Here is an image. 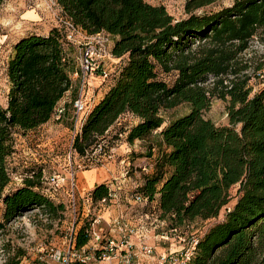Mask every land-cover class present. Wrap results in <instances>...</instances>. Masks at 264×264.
<instances>
[{"label": "trees", "instance_id": "16d2710c", "mask_svg": "<svg viewBox=\"0 0 264 264\" xmlns=\"http://www.w3.org/2000/svg\"><path fill=\"white\" fill-rule=\"evenodd\" d=\"M218 1L188 0L187 17L176 20L147 0H57L84 32L108 34L112 55L124 61L87 113L72 151L85 159L126 132L125 144L140 141L147 153L138 165L132 151L120 161L128 159L131 170L139 172L144 164L151 168L141 173L144 181L134 191L146 199L136 205L138 216L165 222L161 233L177 229L187 240L195 237L192 264H264V83L254 92L241 60L255 38H264V0H235L217 12H202ZM77 57L61 27L29 33L14 44L7 105L0 106V194L12 182L8 161L15 153V131L26 134L50 122L67 95L60 121L70 122L73 130V104L80 93V80L73 78L79 72ZM214 98L226 104L227 125L205 118ZM183 105L189 106L186 114L165 117ZM125 114L138 124L126 130L127 121H120ZM82 164L84 170L100 167ZM44 179L41 170L30 171L20 187L1 197L0 233L33 210L51 221L65 220V204L46 193ZM110 188L102 183L89 192L91 208L113 204ZM212 220L207 229L191 231L194 223ZM93 222H82L77 249L90 243ZM16 252L4 264H21L24 252Z\"/></svg>", "mask_w": 264, "mask_h": 264}, {"label": "rangeland", "instance_id": "374dc122", "mask_svg": "<svg viewBox=\"0 0 264 264\" xmlns=\"http://www.w3.org/2000/svg\"><path fill=\"white\" fill-rule=\"evenodd\" d=\"M187 1L188 0H147L151 5L164 6L167 12L176 20L187 17L185 12ZM234 1L235 0H219L215 4L203 9L202 12H217L232 5ZM62 13L60 7L52 6L51 0L4 1V4L0 8V106L5 107L7 105V96L10 87L7 77V64L12 54L14 44L29 33L46 34L52 28L61 27L58 17L62 16ZM110 48L112 49V47ZM241 60L248 66L247 71L243 72L242 75L248 76L250 78L249 85L253 88L254 92L258 91L264 82V38H255L250 43L249 49L241 56ZM121 65L122 61L118 62L114 56L107 59L106 66L112 74L117 72ZM188 111L189 106L183 105L175 110L167 112L165 117L177 118L186 114ZM205 118L212 120L217 126L227 125L229 121L225 102L218 98H214L210 110L205 113ZM69 124L70 122L56 121L53 118L47 125L26 134L21 131H15V153L8 161L12 182L5 189L3 194H0V221H2L4 213V205L1 197L20 187L23 184L22 179H24L27 173L41 170L45 179H49L55 172H70L71 167L76 170L77 166L82 164L83 161L87 162L71 151L73 130L70 128ZM119 145L125 146V141H120ZM135 145L136 147H134V149L136 151L132 149V157L134 158L132 163L136 162V165H138L137 163L139 159H141V155H145L147 150L143 144L136 143ZM126 146L128 145L126 144ZM127 149L128 147H125L126 151ZM127 152H125V154ZM115 160L119 164L117 158H115ZM114 162L106 163L101 167V171L103 173L107 172L106 169L108 166L114 164ZM121 175L122 177H119L116 182L119 183V181H123L125 178L129 179V177H131L132 180H138L136 175L142 176L141 172L134 167L127 176H124L122 173ZM120 186L122 185L120 184L117 187L119 188ZM236 192L237 188L233 189L232 195L235 196ZM71 194L70 186H64L57 195L53 197L55 202L65 203L67 208L65 220L62 222L51 221L42 211L33 210L8 224L5 231L0 233V264H4L7 259L13 257L15 253H17L16 251L20 250L24 252L21 264H40V262H44V264H59L49 255L52 249L54 251H65L67 249L68 243L66 241V236L69 233L72 221V214L70 211ZM120 203L123 209H126V207L130 209L125 200L123 201V199H120ZM134 210L137 211V207H135ZM97 212V209L94 208V210L90 212L88 218L82 217L83 224L86 222H93ZM133 213L136 214V212ZM222 214H224V212H222ZM215 222L216 220L204 223L196 222L192 225L191 231L194 233L203 231ZM133 227L138 230L140 225L135 223ZM94 229H96V227H94ZM137 233L139 236L141 229H139ZM148 234L149 232L147 235ZM149 235L151 240L148 239L147 242L152 244L155 251H158V253L179 251L187 245L186 238V242L178 236L169 237V240L156 239L154 238L153 231ZM141 240L142 238H140V241Z\"/></svg>", "mask_w": 264, "mask_h": 264}, {"label": "built area", "instance_id": "2783aa9c", "mask_svg": "<svg viewBox=\"0 0 264 264\" xmlns=\"http://www.w3.org/2000/svg\"><path fill=\"white\" fill-rule=\"evenodd\" d=\"M52 6H58L57 0H51ZM62 10V9H61ZM63 12V11H62ZM61 28L66 32V38L69 42L75 45L78 51L77 63L79 72L74 74V79L80 80V93L78 98L74 101V128H73V140L76 137L78 131L81 130L83 123L86 119L87 113L90 108L88 102L86 101V91L85 88L88 86V82L91 79L99 78L103 83L110 82L113 78L111 71L107 69V59L112 57L111 52V38L105 32H99L94 35H89L84 32L81 28L77 27L71 19H69L65 14L58 17ZM264 83V82H263ZM64 113V108L59 107L57 109L54 119L60 121ZM128 122L126 130L130 129L132 124ZM126 132L119 135V140L116 141L110 147L108 145H99L95 151L88 155L85 160L88 163L100 165L103 167L106 163H112L115 161L116 149L120 141H125ZM72 151V146H71ZM119 163L124 167L122 174L127 176L131 171V163L128 159H123ZM84 170V165L80 164L77 166L76 170L71 167L70 172L65 173H54L49 179H45V183L48 186L47 194L53 198L57 193L64 187L70 186L71 191V201H70V211L72 214L71 228L66 236V241L68 243L67 249L65 251L53 249L50 251V257L55 259L59 264H74L76 261L82 264H141L140 259L151 258L155 256V248L145 242L147 238V233L150 229H160L165 226V222L160 221L155 215H146L141 218L144 222L140 224L141 233L140 238L142 242L140 248L136 249L135 244L132 242L133 237L138 238L139 229H135L133 226L127 223L124 216L119 217L114 220L115 230L121 235L119 240L114 238L106 239L105 243L102 245L103 234L92 231L91 241L88 245L91 248L77 249L75 246L76 236L78 234V225L82 222L83 216L80 201L76 195L78 189L77 183V172ZM151 172L150 166L144 164L141 166V173L148 174ZM141 186V182L135 181L132 184L131 191L129 192V198L133 205H142L146 203L144 199L138 193L134 191ZM109 197L116 198V192L111 188L109 189ZM91 204V201H89ZM102 203H106V199L102 200ZM86 216L85 218H88ZM99 218L95 219L93 224H99ZM147 227H146V226ZM161 240H169V237H180L183 241L186 239L180 235L177 229H171L170 231L162 232L160 235ZM197 239L192 237L187 240V245L179 251H166L165 253H160L156 264H192V260L197 247ZM95 250H101L100 254L96 255ZM44 264V262H40Z\"/></svg>", "mask_w": 264, "mask_h": 264}, {"label": "crops", "instance_id": "0c3cea01", "mask_svg": "<svg viewBox=\"0 0 264 264\" xmlns=\"http://www.w3.org/2000/svg\"><path fill=\"white\" fill-rule=\"evenodd\" d=\"M111 47H113V43ZM117 61L119 62L121 60L117 59ZM110 84L111 82L103 83V81H101V79L99 78L91 79L88 82L89 88H88V91L86 92V101L90 103V109L93 108L103 98L104 94L109 89ZM69 101H70V96L67 95L64 98V100L60 103L59 107H63L64 104ZM120 121H129L132 124V126L138 124L139 122L137 118H135L134 116L130 114L123 115L120 118ZM136 143L142 144L140 141H137L133 145L126 146L125 144V146L123 145L118 146L116 149L117 161H120V157L124 156L125 152L132 151V149L135 150L134 147H136L135 145ZM125 147L126 148L128 147L127 151L125 150ZM143 160L144 158L141 159V162ZM123 168L124 167L120 163L118 164L115 160L114 164H111L110 166H108V168L106 169L107 172L105 173L101 171L102 170L101 167H94L89 170H81L77 172V183H78L77 195L80 201L79 204L81 206L83 216L85 217L88 216L90 212L94 210V208H91L89 199L86 198V196L89 194V192L93 190L95 186L102 184V183H109L111 185V189L116 192V198L114 201H112L113 204L100 208L97 212V215L95 216L96 218L94 217L95 219L99 218L100 223L93 224V229L94 227H96L97 230L94 229V231L103 234L104 239L114 238L116 240H119L121 238L120 233L115 230V225L113 224L114 220L118 219L121 216H124L127 220V223L131 226H133L135 223L140 225L144 222V219L141 218V216H138V214L133 213V212H136L134 210L136 205H133L129 198V192L131 191L133 182L139 181L143 183L144 178L141 175L140 176L136 175V177H138V180H135V179L132 180L131 177H129V179L125 178V180L119 181L118 183L116 181L119 179V177L120 178L122 177L121 173L123 171ZM120 184L122 186L118 188L117 186ZM120 199H123V201L125 200V202L128 203L127 206H129L130 209H127V207L126 209H123V206H121V203H120ZM81 225H82V222L78 225V230L80 229ZM152 231L154 233V238L159 239L160 238L159 235L161 232L158 229L157 230L151 229L149 231V234H151ZM149 234L146 236L147 237L145 239L146 243H148L147 242L148 239L151 240ZM132 242L135 244V247L138 251V249L140 248V244L142 242L140 241V236H138V238L133 237ZM148 244L152 245L150 243ZM87 246L88 248H91L90 245H87ZM159 254L160 253H158V251H155V256L151 258H142L140 259V263L141 264H156ZM102 264H110V263L106 262Z\"/></svg>", "mask_w": 264, "mask_h": 264}]
</instances>
